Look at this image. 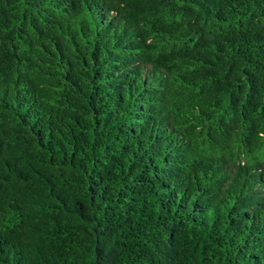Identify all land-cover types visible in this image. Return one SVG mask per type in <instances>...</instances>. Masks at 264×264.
<instances>
[{
  "label": "trees",
  "instance_id": "trees-1",
  "mask_svg": "<svg viewBox=\"0 0 264 264\" xmlns=\"http://www.w3.org/2000/svg\"><path fill=\"white\" fill-rule=\"evenodd\" d=\"M0 264H264V0H0Z\"/></svg>",
  "mask_w": 264,
  "mask_h": 264
}]
</instances>
